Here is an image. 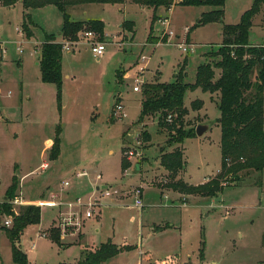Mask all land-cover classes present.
I'll list each match as a JSON object with an SVG mask.
<instances>
[{
    "label": "rangeland",
    "instance_id": "374dc122",
    "mask_svg": "<svg viewBox=\"0 0 264 264\" xmlns=\"http://www.w3.org/2000/svg\"><path fill=\"white\" fill-rule=\"evenodd\" d=\"M253 1L225 0L222 7L177 4L170 10L160 8L159 22L151 31L153 9L139 6L136 0L84 2L67 8L73 21L103 22L102 41L98 40L106 45L103 56L96 59L81 37L90 30H83L72 44L73 52L63 53L62 72L69 78L62 81L60 111L56 88L41 82L35 57L30 56L33 40L22 43L18 33L24 15L22 5L0 4V47L4 50L0 68V199L15 178V195L25 202L43 203L39 224L27 226L15 242L28 264L75 263L109 238L116 246L127 245L131 250L107 264H136L146 258L156 262L168 257H175L178 264H264V170H241L236 180L225 175V180L220 179L222 192L214 198H182L168 188V172L159 165V152H170L177 145L186 162L181 176L184 182L199 186L205 177L213 179L220 174L218 93L211 97L200 89L187 92L185 129L201 123L210 128L202 137L176 144L158 128L157 118L145 120L150 141L141 142L142 127L136 124L141 90L132 92L136 80L142 82L141 88L146 83L173 82L184 61L186 82L193 83L198 65L219 59L202 55L218 51L222 27L237 24ZM219 9L223 10L222 22L198 25L203 14ZM33 15L48 31L56 32L62 22V14L55 7ZM164 18L173 37L164 34L166 26L160 22ZM32 29L41 39L42 29ZM150 32L155 38L147 41ZM249 42L264 45V4L253 19ZM177 43L194 46L183 53ZM20 55L23 58L18 62ZM140 56L146 60L138 61ZM138 65L145 67L142 75L137 73ZM218 75L216 70L215 79ZM117 103L122 104L124 117H114ZM57 125L60 154L50 160L49 142ZM42 163L48 164L47 170L39 169ZM82 171L87 175L79 179L74 176ZM65 182L69 186H64ZM96 186H111L126 194L99 201L91 219L81 221L78 231L67 227L66 234L74 232L75 237L64 239L59 233L60 243L77 244L63 248L70 243H53L50 233L57 232L60 213L69 211L65 205L75 198L86 204L98 200ZM138 186L143 188V208L133 206L130 194ZM52 200L60 205L51 206ZM4 217L10 216H0L2 232L8 229L3 225ZM80 232L81 242L77 238ZM0 264H14L6 235H0Z\"/></svg>",
    "mask_w": 264,
    "mask_h": 264
},
{
    "label": "trees",
    "instance_id": "16d2710c",
    "mask_svg": "<svg viewBox=\"0 0 264 264\" xmlns=\"http://www.w3.org/2000/svg\"><path fill=\"white\" fill-rule=\"evenodd\" d=\"M99 1L102 4H115L117 0H0L4 7H11L20 3L24 10L21 32L31 38L32 28L35 27L29 13L30 9H40L54 6L62 14V28L59 36L67 41L78 40L83 30L94 32L98 39H102L103 22L100 20L73 21L67 13V8L76 4ZM225 0H136L142 7H151L150 31L156 22V11L159 8L168 10L174 5L183 6H212L222 7ZM264 0H254L250 9L245 11L237 24L222 27V42L217 52H206L203 58L219 57L217 61L201 63L197 66L193 83L186 82V61L179 68L175 80L171 83H146L141 88L140 114L136 124L141 125L140 138L142 143L150 141V135L145 130V120L157 118V126L167 133L170 141L180 144L183 140L195 137V128L185 129L187 108L184 97L187 92L200 89L211 95L218 93L217 103L219 117L216 119L220 127L221 168L220 174L199 186H192L181 177L185 169L183 151L175 146L170 152H159V165L168 172L170 182L168 188L178 193L182 198L201 196L214 198L222 192V181L225 175L233 176L241 170H264V45H254L249 42V33L253 27V19L261 10ZM223 10L219 9L203 14L198 25L211 21L222 22ZM150 37V35H149ZM148 37V38H149ZM56 35L44 34V40L39 49L40 80L44 84L56 88V103L61 110L62 88V45L56 42ZM102 41V40H101ZM100 41V42H101ZM219 71L215 79V71ZM171 122H167V116ZM60 125L55 128V135L51 142L50 160H56L60 154ZM122 166L126 167L122 161ZM225 180V178H224ZM227 181V179H226ZM232 181V179H231ZM17 184L15 178L5 192V199L0 204V216L12 217V228L2 229L11 244V259L14 264H28L26 255L16 246L19 235L29 225L40 222V209L34 206L20 207L17 214L7 204L14 198ZM167 227V226H166ZM169 227V226H168ZM52 230L50 239L61 245L60 230ZM131 250L127 245L116 246L111 241L100 244L95 250L86 252L82 259L75 263L60 264H102ZM146 264H178L175 257H168L162 261Z\"/></svg>",
    "mask_w": 264,
    "mask_h": 264
},
{
    "label": "built area",
    "instance_id": "2783aa9c",
    "mask_svg": "<svg viewBox=\"0 0 264 264\" xmlns=\"http://www.w3.org/2000/svg\"><path fill=\"white\" fill-rule=\"evenodd\" d=\"M176 2L179 0H175ZM162 24H164L166 26V28L163 30L164 34H167L168 36H174V33L170 30H168L169 27V21L167 18H164L163 20L160 21ZM185 34L188 32V29L185 28ZM19 33L22 34V32L18 31ZM81 37H83L87 43H88V47L89 50L91 52V54L96 58L99 59L103 56L104 52H105V43L104 42H100L97 38V35L92 32V31H85L81 34ZM162 38V37H161ZM75 41H61L58 42L62 45V52H66L68 54L72 53V44ZM178 48H180L182 50L183 53H187L191 47H193V45H189L188 47L185 46L182 43H177L176 44ZM18 52L21 53V46L18 47ZM4 50L0 47V61L2 59ZM146 57L145 56H140V58L138 59V61H145ZM139 63V62H138ZM145 70L144 66H140L138 65V75H142ZM134 86L132 87V92L134 93H139L141 90V81H135L134 82ZM123 111V106L121 103H117L115 104L114 107V117L116 118H120V117H124L125 114L122 113ZM167 122H171V116L168 115L167 116ZM130 158L133 156L132 153H129ZM41 171H45L48 169V164L47 163H42L40 168ZM86 172L82 171V172H78L76 174H74V176L76 178H82L84 176H86ZM97 179H100V176H97ZM64 186H69L68 182L64 183ZM95 189L99 190V198L98 200H89L88 203H84L80 198H75L72 202H69L65 205V207H67L69 209L68 212H61L59 215V223L56 229L60 230V232L62 233V236L66 235L67 232V227H73V230L76 232L79 230V227L81 226V221H84L86 219H90L92 217V213L93 211L97 208V203L99 201H107L110 199H115L117 197H121L122 195L124 196L125 194L120 192L119 190H116L114 187L108 186V187H103L100 188L98 186L95 187ZM128 194V193H127ZM130 194L133 196L134 201H133V206L136 208H143V202H142V196H143V188L141 186L135 187L131 190ZM2 202H4V200L0 201V204H2ZM7 204H9L13 209L15 208H20V207H24V206H34V207H38L39 209H41L43 203L42 201L39 202H25L24 199L20 196V195H16L14 196V198L10 201H7ZM60 205L59 202L52 200L51 202V206H55L58 207ZM75 209V210H74ZM83 209L84 212H83ZM14 213L17 214V209L14 210ZM3 225L5 228H9L12 225V217H4V222Z\"/></svg>",
    "mask_w": 264,
    "mask_h": 264
},
{
    "label": "crops",
    "instance_id": "0c3cea01",
    "mask_svg": "<svg viewBox=\"0 0 264 264\" xmlns=\"http://www.w3.org/2000/svg\"><path fill=\"white\" fill-rule=\"evenodd\" d=\"M17 4V3H16ZM50 7H54V6H46V7H43V8H40V9H30V10H28L27 12L29 13V15H30V17H31V19H32V21H33V23L35 24V27L38 29V28H41L42 29V37H41V39H37V37H36V35H35V33H34V29H32V34H33V36L31 37V38H29V39H27L23 34H21V33H19V35L21 36V41H22V43H23V41H30V40H33V49H32V52L30 53V56H33V57H35L34 58V65L36 66V67H38L39 68V49H40V45L42 44V42H43V40H44V34H52V35H56L57 37V40H56V42H61V40H62V38L59 36V33H60V30H61V28H62V23H63V20H62V22L60 23V24H57V31L56 32H53V31H48L45 27H43V26H41V25H39V23L36 21V19L34 18V15H33V13H35L36 11H38V10H44V9H47V8H50ZM173 7V6H172ZM171 7V8H172ZM56 8V7H55ZM171 8H169L168 10H170ZM160 9V8H159ZM83 16H87V13H85ZM156 17H158V19L160 18V16H158L157 15V11H156ZM84 20V19H83ZM94 20V19H93ZM75 21V20H74ZM80 21H82V20H80ZM159 21L157 20L155 23H158ZM154 23V24H155ZM153 24V25H154ZM153 27V26H152ZM151 30H152V28H151ZM150 37L148 38V40L147 41H149L150 40V38H155L154 36L152 37V35H151V32H150ZM106 44V43H105ZM192 45V44H191ZM194 46V45H193ZM68 54V53H67ZM71 54V53H70ZM70 54H68V55H70ZM20 57H22L23 58V55H20L19 56V58ZM4 60V56H2V59H1V61H0V66H1V63L2 62H4L3 61ZM19 61H22V59L20 58L19 60H18V62ZM23 63V62H22ZM0 68H2V66L0 67ZM1 72V71H0ZM39 72H40V70H39ZM62 75H63V72H62ZM125 76H127V73H126V75ZM67 78H69L68 76H64L63 75V79H67ZM0 81H1V79H0ZM134 86V85H133ZM132 86V87H133ZM134 93V92H133ZM211 95V94H210ZM211 97H212V95H211ZM141 100V99H140ZM212 100V99H211ZM216 103H218V98H217V102ZM186 107V106H185ZM204 119V118H203ZM205 121V120H204ZM201 124H205V123H201ZM209 128H210V125H209ZM209 128H208V130H209ZM207 130V131H208ZM206 133V132H205ZM52 142V141H51ZM51 142H49V146H50V148H51ZM218 172V171H217ZM209 178V177H208ZM208 178L207 177H205L204 178V183L208 180ZM23 198V197H22ZM185 198V197H184ZM5 199V196L4 195H2V198L0 199V201H2V200H4ZM42 199V198H41ZM91 219V218H90ZM81 234L79 235V237H77L78 238V240L81 242V240L83 239V235H82V232H80ZM0 235H5V233L4 232H2V231H0ZM76 235H75V233L74 232H70V233H68V234H66L65 236H62V237H64V239H66V238H69V237H75ZM111 241L112 242V240L109 238V239H107L106 241ZM105 241V242H106ZM79 242V243H80ZM61 243H70V245L69 246H67V247H64V246H62L63 248H68V247H70V246H73V245H75V244H77L75 241H69V242H62L61 241ZM78 243V244H79ZM113 243V242H112ZM102 244V243H101ZM114 244V243H113ZM81 254H82V252H81ZM118 256H120V254L119 255H117V256H115V257H113L112 259H114V258H116V257H118ZM112 259H110L111 261H112ZM110 260H108V261H106L105 263H103V264H107V263H109L110 262ZM136 263V262H135ZM147 262L144 260V261H141L140 259L138 260V262L136 263V264H146Z\"/></svg>",
    "mask_w": 264,
    "mask_h": 264
},
{
    "label": "water",
    "instance_id": "95a60500",
    "mask_svg": "<svg viewBox=\"0 0 264 264\" xmlns=\"http://www.w3.org/2000/svg\"><path fill=\"white\" fill-rule=\"evenodd\" d=\"M209 128V124H199L196 126V129H195V135L197 137H202L205 132H207Z\"/></svg>",
    "mask_w": 264,
    "mask_h": 264
}]
</instances>
